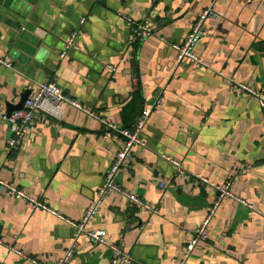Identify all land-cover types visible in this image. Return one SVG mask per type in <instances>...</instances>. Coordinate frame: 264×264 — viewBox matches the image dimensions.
I'll return each mask as SVG.
<instances>
[{"label":"crops","instance_id":"obj_1","mask_svg":"<svg viewBox=\"0 0 264 264\" xmlns=\"http://www.w3.org/2000/svg\"><path fill=\"white\" fill-rule=\"evenodd\" d=\"M212 0H0V106L17 105L32 84L52 82L117 126L132 128L159 97L118 183L159 210L153 215L111 194L90 229H103L137 264H182L194 231L218 194L194 182L232 183L263 216L230 199L185 264H264V112L239 83L264 93V0H220L197 54L203 66L178 65L182 43ZM152 18L154 34L129 44L125 18ZM22 22L21 33L8 25ZM87 19L80 25L81 19ZM18 22V23H19ZM80 26L73 47L68 41ZM41 37L35 35V31ZM37 45V48H36ZM33 55V56H32ZM9 125L0 118V179L79 221L95 200L123 143L98 121L67 108L63 119L39 117L36 131L7 155ZM162 156L182 164L186 174ZM192 177V178H191ZM166 183L165 188L161 184ZM0 264H29L7 246L54 264L75 246L71 264H110L111 252L86 237L77 243L62 220L0 192Z\"/></svg>","mask_w":264,"mask_h":264},{"label":"built area","instance_id":"obj_2","mask_svg":"<svg viewBox=\"0 0 264 264\" xmlns=\"http://www.w3.org/2000/svg\"><path fill=\"white\" fill-rule=\"evenodd\" d=\"M220 0H212L211 5L203 10L199 17L194 22L190 33L186 36L184 41L179 44H175L173 49L176 53V62L178 65L182 63H189L195 66H203V60L197 54V48L206 33V24L210 20L219 19V13L217 5ZM155 10L151 12V16L154 15ZM152 17L144 21H135L131 17H126L127 27L130 30L129 44L135 45L137 42H141L147 38L152 37L154 34V25ZM87 19L83 18L80 21V25H84ZM77 33H73L68 41L66 51L62 54V58L67 56V51L73 47L72 42L75 41ZM0 67L6 69H13V63L0 56ZM237 89L243 93H246L249 97L256 99L260 108L264 112V93L256 91L250 86L239 83ZM30 90V96L25 104V107L21 111L12 113L10 117L7 116L6 111L0 106V118L4 120L10 129L12 134L11 139L8 142L7 155L13 153L20 145H22L26 137L37 129V120L39 117L45 119H53L56 122H60L65 114L67 108H73L89 118H92L109 130L110 134L123 143L122 149L114 157L112 165L106 171L104 182L99 189L97 196L93 203L86 209L83 217L79 221H73L67 219L55 209L51 208L42 199L31 196L25 190L9 184L0 179V192H6L14 198L23 201L31 206L34 211H43L58 219L62 220L68 227H70L75 234V241L81 237H86L92 244L100 247L107 248L112 255L110 264H137L134 262L130 254L125 251L121 244L110 243L108 240V233L103 229L92 230L90 225L92 220L100 213L102 206L108 197L117 193L123 196L131 207H140L147 212L158 215L159 210L152 204L144 201L138 195L127 191L118 183V176L122 170L130 167L131 160L136 154L137 149L143 152L148 151V142L144 136L148 120L156 109L162 107L163 98L159 97L155 104L150 109L142 111L140 117L136 121L132 128L124 129L116 124L108 121L97 111L84 105L78 100L66 94L63 88L52 82H42L32 84L28 87ZM162 159L168 161L176 170L177 176H184L186 174L182 164L176 159L170 156H162ZM192 178V177H191ZM194 182H201L205 185L212 187L218 194L215 204L209 209L206 219L201 225L194 231L193 238L188 243L185 256L182 264H185L190 259L196 246L201 242H207L210 239V227L217 215L219 207L223 200L230 199L235 203L243 206L251 212L263 216V212L256 208L248 199H244L241 196L236 195L232 189L231 181H228L224 185H216L211 183L208 179L203 177H193ZM161 188L166 187V183H162ZM0 244L3 241L0 240ZM10 251H13L22 259L26 260L29 264H50L43 262L37 258L26 255L24 252L7 246ZM76 256L75 246L70 247L59 261L54 264H71Z\"/></svg>","mask_w":264,"mask_h":264},{"label":"water","instance_id":"obj_3","mask_svg":"<svg viewBox=\"0 0 264 264\" xmlns=\"http://www.w3.org/2000/svg\"><path fill=\"white\" fill-rule=\"evenodd\" d=\"M8 18H9V17H8ZM18 22H19V21H18ZM18 22H12V20H10V18H9V20H8V25H9L10 27H12L13 29L17 30V31H21L22 34L28 32V31H30V29L28 28L27 25L25 26L22 22H19V23H18ZM79 29H80V26H78L77 29H75L74 32H78ZM35 35H37L38 37H41V33H40V31L36 30V31H35ZM36 48H37V45H36ZM32 56H33V55H32ZM13 67H14V63H13ZM29 96H30V90H26V91L23 93V95L21 96V100H20V102H19L17 105L8 104V105L6 106V108H7V109H6L7 116L10 117V116L12 115V113H14V112H16V111H21V110H23L24 107H25V104H26V102H27V100H28V98H29ZM143 110H144V109H143ZM143 110H142V111H143Z\"/></svg>","mask_w":264,"mask_h":264}]
</instances>
